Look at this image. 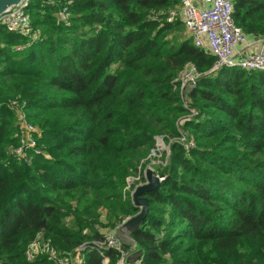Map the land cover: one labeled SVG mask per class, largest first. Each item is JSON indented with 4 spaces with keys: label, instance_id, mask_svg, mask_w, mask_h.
Here are the masks:
<instances>
[{
    "label": "trees",
    "instance_id": "1",
    "mask_svg": "<svg viewBox=\"0 0 264 264\" xmlns=\"http://www.w3.org/2000/svg\"><path fill=\"white\" fill-rule=\"evenodd\" d=\"M179 1L72 0L65 23L63 1L31 0L39 38L23 49L30 38L0 24V264H55L28 261L30 243L42 235L67 254L103 241L108 223L129 264H264V70H212L216 58L169 20ZM234 4L248 38H263L264 0ZM187 63L200 76L183 96ZM184 97L199 116L180 122ZM12 101L42 133L28 160L13 151L22 124ZM157 135L171 143L164 180L129 231L140 208L128 179L140 170L145 180ZM103 259L85 250L84 264Z\"/></svg>",
    "mask_w": 264,
    "mask_h": 264
},
{
    "label": "built area",
    "instance_id": "2",
    "mask_svg": "<svg viewBox=\"0 0 264 264\" xmlns=\"http://www.w3.org/2000/svg\"><path fill=\"white\" fill-rule=\"evenodd\" d=\"M53 1H63L65 3L59 11L58 16L61 21L69 23V5L72 0ZM30 2L31 0H24L20 4L10 8L0 16V24H3L11 32H16L29 38H38L39 33L34 29L32 17L28 10ZM234 12V0H180L177 6L169 10V20L180 18L187 36L192 39L194 44L216 58L212 70H219L223 67L241 68L249 71L264 70V46L257 50H248L241 47L242 44H247L249 38L242 27L237 24ZM256 40H262L264 43V37ZM17 48L23 49L24 47L21 45ZM199 76L200 72L193 63H187L184 69L179 72L177 81L181 86L183 96H185L186 91L195 86ZM188 103V97H184L186 107H188ZM11 107L16 110L18 119L22 124L20 142L13 151L18 157L28 160L30 155L29 150L38 148L37 137L41 136L42 133L38 126L28 121L23 105L21 106L17 101H12ZM188 109L189 112L180 119V122H183L187 118L191 119L199 116L197 109L189 107ZM177 140L187 150L196 145L195 141L186 132H181ZM137 173L136 179L140 180V170ZM158 175L161 180L164 179V176ZM128 219L129 217L124 222ZM89 246L102 250L104 264H109L110 262V258L105 254V250L111 247L121 251V257L117 264H129L128 253L122 247L121 241L109 232L105 235L103 241L86 242L67 254L57 251L41 235L30 243L27 249V260L34 261L39 256L45 255L55 264H84L85 250ZM130 264L140 263L134 262Z\"/></svg>",
    "mask_w": 264,
    "mask_h": 264
},
{
    "label": "water",
    "instance_id": "3",
    "mask_svg": "<svg viewBox=\"0 0 264 264\" xmlns=\"http://www.w3.org/2000/svg\"><path fill=\"white\" fill-rule=\"evenodd\" d=\"M24 0H0V16L7 12L10 8L20 4ZM157 144H159L158 136L156 137ZM160 145V144H159ZM145 181L142 183L135 184V178L128 179V190L130 191L132 200L135 206L139 207L140 210L137 214L131 216L124 224L125 228L129 231L136 230L145 221L149 208L150 199L145 194L148 192H158L161 186V182L164 179H160L159 175L151 167H146L143 171Z\"/></svg>",
    "mask_w": 264,
    "mask_h": 264
},
{
    "label": "rangeland",
    "instance_id": "4",
    "mask_svg": "<svg viewBox=\"0 0 264 264\" xmlns=\"http://www.w3.org/2000/svg\"><path fill=\"white\" fill-rule=\"evenodd\" d=\"M185 28V27H184ZM38 35V34H37ZM185 35L187 36V33L185 32ZM39 38V36H37ZM38 38H30L29 42H27L26 44L22 45V47H27L31 44V42H33L34 40L36 41ZM159 136V135H157ZM156 136V137H157ZM162 139H163V144L160 143V146L157 144L156 142V148L153 149L150 153V155L147 157V163H146V167H151L155 170V172L157 174H160L158 172V170L160 169V166H165L167 161H166V157H168V154L170 152V142L166 140L165 135H162ZM157 141V140H156ZM37 142V141H36ZM39 145V144H38ZM165 154H167L165 156ZM165 159V160H164ZM144 168V169H145ZM144 171V170H143ZM138 173L133 174L130 178L132 179V177H137ZM133 180V179H132ZM135 184H138L140 182H144V180H138L135 178ZM109 220V218L107 219V221ZM106 234H108L107 231H109V233L111 235H115V237H118V227H115L114 225H112L110 227L109 223L107 225V227L105 228ZM114 237V236H113ZM119 238V237H118ZM119 240L121 241V239L119 238ZM127 241V240H126ZM125 249V248H124ZM126 252L129 254V252L127 251V249H125Z\"/></svg>",
    "mask_w": 264,
    "mask_h": 264
},
{
    "label": "crops",
    "instance_id": "5",
    "mask_svg": "<svg viewBox=\"0 0 264 264\" xmlns=\"http://www.w3.org/2000/svg\"><path fill=\"white\" fill-rule=\"evenodd\" d=\"M264 46V43L262 40H256V39H249L247 44H242V48H247L248 50H257Z\"/></svg>",
    "mask_w": 264,
    "mask_h": 264
}]
</instances>
